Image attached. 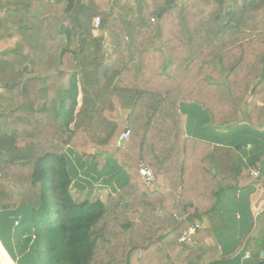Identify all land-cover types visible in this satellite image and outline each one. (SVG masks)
Instances as JSON below:
<instances>
[{"label":"trees","instance_id":"1","mask_svg":"<svg viewBox=\"0 0 264 264\" xmlns=\"http://www.w3.org/2000/svg\"><path fill=\"white\" fill-rule=\"evenodd\" d=\"M0 43V232L19 264H264V212L229 252L212 234L218 193L264 196V168L186 136L178 110L264 125V0H0ZM106 161L118 186L77 200Z\"/></svg>","mask_w":264,"mask_h":264},{"label":"crops","instance_id":"2","mask_svg":"<svg viewBox=\"0 0 264 264\" xmlns=\"http://www.w3.org/2000/svg\"><path fill=\"white\" fill-rule=\"evenodd\" d=\"M178 110L185 116L186 136L209 143L211 146H223L229 149L240 146L238 150L240 165L248 168L249 173L251 168L256 167L260 171L261 168H264V125L254 128L238 125L227 130H221L211 126L208 113L199 104L180 102ZM211 153L212 156L216 155L214 150H211ZM215 157L217 158V155ZM116 169L117 165L113 161H106L103 168L98 172L105 179ZM111 183L115 185L117 182L115 180ZM105 186L109 189L113 188L112 185L107 186L105 184ZM117 186L115 185V187ZM89 192L91 191L89 190ZM218 197L219 200L214 207V213L221 224L212 229V234L221 251L226 253L234 249L243 235L250 229L252 220L256 218L258 228L254 230L253 234L258 237L257 230L262 225L263 217L261 215L264 212L263 189L256 183L245 190L230 187L220 191ZM11 243L13 246L9 245L8 249L3 247L12 261L19 264V261L23 260V255L15 245V240ZM8 251H11L12 256ZM249 253L246 251V258L249 257ZM0 257L2 264H10L1 254ZM260 258H264V251L260 252Z\"/></svg>","mask_w":264,"mask_h":264},{"label":"rangeland","instance_id":"3","mask_svg":"<svg viewBox=\"0 0 264 264\" xmlns=\"http://www.w3.org/2000/svg\"><path fill=\"white\" fill-rule=\"evenodd\" d=\"M98 29L99 28H96L94 26V30L93 31H94L95 34L98 33ZM12 43H10V44L0 43V49H3L7 45H12ZM119 177H120V175L118 176V178ZM113 181L115 182V178L112 180V179L109 178V176H107V178L104 179L103 177L100 176L99 173H93V172L90 173L89 172V174L86 176V178L78 177V179H75L73 181V186L71 188L72 189L71 192H72L73 196L77 200H81V199H83L86 196L85 193H88L89 190L94 189L95 192H93L91 194L90 198H92V200H93V199H96L98 197V198H100L102 200H105L106 195H107V193L110 190L108 187L106 188L105 184H107V186L108 185H112L113 186V183H111ZM116 182H117V179H116ZM76 183L78 185H81L82 187H84L82 189V192L79 191L80 188L78 187V185ZM118 184H119V182L115 183V185H118ZM10 238H11V234H7L5 232H3V233L0 232V241L3 244V246L5 245L6 249H7L6 245L13 246L11 242L14 241V240H12V238L11 239ZM0 264H2V258L1 257H0Z\"/></svg>","mask_w":264,"mask_h":264},{"label":"built area","instance_id":"4","mask_svg":"<svg viewBox=\"0 0 264 264\" xmlns=\"http://www.w3.org/2000/svg\"><path fill=\"white\" fill-rule=\"evenodd\" d=\"M99 18L98 17H95L94 19V26L96 28L99 27ZM128 134L127 131H125L123 134H122V137H126V135ZM139 172L141 174V177H142V180L144 182L145 185H150L154 180H155V175L153 173V171L151 170V168L146 165V164H141L140 167H139ZM250 175L254 178V179H257L259 178L260 176V170L258 168H251L250 169ZM199 225L196 224L194 226H191L189 227L187 230H185L183 232V235L181 236L180 240L179 241H184L187 239V237L194 233L197 229H199ZM248 256V254H247Z\"/></svg>","mask_w":264,"mask_h":264}]
</instances>
